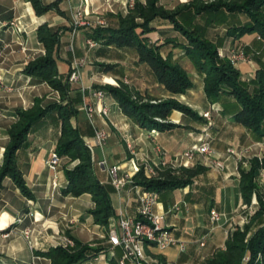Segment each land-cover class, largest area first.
Wrapping results in <instances>:
<instances>
[{"label": "crops", "instance_id": "1", "mask_svg": "<svg viewBox=\"0 0 264 264\" xmlns=\"http://www.w3.org/2000/svg\"><path fill=\"white\" fill-rule=\"evenodd\" d=\"M42 2L54 3V6L46 13L37 15L28 0H0V79L3 86L0 90V167L9 141L8 130L18 120V113L31 108L36 99H40L43 108L59 101L57 96L60 95L47 82L24 71L29 62L45 55V48L36 35V29L42 24L58 30V46L54 57L63 79L68 78L72 62L82 60L79 68L81 83L71 84L73 88L81 85L85 88L99 86L98 75H107L113 81L121 79V75L125 78L131 76L132 85L139 91L160 99H176L194 110L198 118L174 110L169 117L174 124L172 129L151 132L132 122L122 113L116 101L105 94L109 112L105 118H95V125L105 129L108 137L104 146L99 147L93 144V129L81 110V99L78 101V115L73 122L80 129L85 141L93 144V171L98 180L108 187L114 209L108 225L102 226L94 223L89 213L94 207L89 194L72 196L62 192L66 183L63 169L74 167L76 162L69 164L66 159H61L56 171L47 165L59 134L55 111L47 112L32 125L25 141L16 152L17 165L33 197L24 196L10 178H5L0 187V234L7 235H0V264H51L50 258L37 252H45L51 247L62 245L64 237L90 245L109 247V227L116 225L121 216L136 217L138 201L133 184H127L117 191L110 183L107 169L99 162L105 158L107 165L119 164L121 171L135 175L133 162L136 157L147 155L153 160L157 159L155 144L162 148L167 160L174 162L176 156L196 144L200 138L208 140L218 154H224L228 147L242 150V154L240 157L224 156V169L220 171L210 168L204 157L194 156L186 168L200 166L203 170L189 185L159 194L155 211L162 216V223L169 227L176 238L192 242L186 252L169 248L165 250L163 257L173 264L203 263L211 253L224 248L228 237L225 230H234L243 225L241 220L248 210H242V206L248 203L242 200L240 194V172L249 168L252 158L260 157L264 153V147L258 144L259 141L253 134L234 120V114L238 110L236 100L226 94L214 102L206 97L202 77L197 74L193 64L190 68L188 57L179 47L163 44L166 36L174 35L172 26L166 22H155L154 31L147 36L151 42L163 44L161 53L164 56L170 54L187 74L189 70L195 74H188L193 86L183 94L169 93L155 80L150 68L138 62L137 54L131 48L98 46L88 50L85 40L89 38L87 33L90 28L98 26L96 19L104 18L106 24H115V17L123 16L131 7L128 0ZM159 4L169 8L174 2L159 0ZM78 10L84 13L87 24H74ZM198 22L205 25V36L215 42L219 50L227 53L229 49L243 45L250 54L255 52L251 61L235 65L243 79L250 80L255 77L257 69L264 65V43L258 39L256 33L232 39L226 35L225 25L206 24L202 19ZM258 50L263 51L261 57L257 54L260 52ZM101 63H113L116 66L104 72L99 66ZM74 94L75 91H72L71 95ZM204 111L210 112V119L201 116ZM128 144L136 155L128 149ZM176 159V163L181 162L179 157ZM262 176L261 173L258 180ZM173 204H178L179 209L171 211ZM211 208L223 212L225 218L220 226L210 231L205 246L200 248L196 241L210 230L208 211ZM24 228L32 230L29 241L33 248L29 247L28 240L22 235ZM115 253L119 256L120 249L117 248ZM95 264L106 263L100 260Z\"/></svg>", "mask_w": 264, "mask_h": 264}, {"label": "trees", "instance_id": "2", "mask_svg": "<svg viewBox=\"0 0 264 264\" xmlns=\"http://www.w3.org/2000/svg\"><path fill=\"white\" fill-rule=\"evenodd\" d=\"M28 1L37 15L46 13L54 6V3L44 4L42 0ZM197 1L191 0L175 9L166 8L159 4V0L135 1L126 15L115 17V24L90 28L87 36L104 47L135 50L138 62L146 64L155 80L171 94H183L193 86L185 69L173 60L170 54L164 56L161 53L163 44L179 47L201 75L206 97L214 102L221 95L232 96L238 104L234 120L251 132L257 141H262L264 65L257 69L254 78L243 79L232 62L226 56L219 55V46L205 36V25L202 26L198 21L202 19L206 24L225 25V33L232 39L256 33L258 39L264 43V0H212L199 6L195 3ZM157 21L170 24L174 32V35L169 34L163 39V44L151 42L147 36L154 31ZM36 35L45 48V55L29 62L24 71L47 82L53 90L59 92L60 100L43 108L40 99H36L31 108L18 113V120L8 130L9 141L0 167V187L5 178H10L24 196L33 197L17 165L16 152L25 141L32 125L47 112L55 111L59 134L55 140L54 151L59 159L77 161L74 167L63 169L66 183L62 192L72 196L89 194L94 203V207L89 210L94 223L107 226L109 218L114 215V209L108 187L98 180L93 171L91 151L87 142L73 122L78 115L76 105L81 99V93L79 88H73L68 78L63 79L58 72L54 57L58 46V30L42 24L36 29ZM99 66L104 72L114 67L108 63H101ZM93 88L101 89L110 95L124 115L146 130L163 132L172 129L174 124L170 122L169 116L174 110L198 118L194 110L173 98L138 104L130 98L132 88L122 82L120 86L107 84ZM72 91H75L73 96ZM135 93L139 94L138 91ZM263 169L264 153L260 157L252 158L247 170H241L239 190L245 203L250 202L258 189L257 180ZM180 170L178 175L167 171L159 176L148 177L141 167L133 176V182L145 190L161 194L189 185L203 168L197 166ZM263 213L264 206L260 203L258 212L251 216L243 229L235 228L228 235L224 248L211 253L202 264H243L241 262L244 255L251 260L248 264H252L258 252L264 254V224H261L258 217ZM71 240L72 246L57 245L37 253L50 258L51 264H95L94 258L101 253L105 254L102 261L106 264H117L115 255L108 256L109 247Z\"/></svg>", "mask_w": 264, "mask_h": 264}, {"label": "built area", "instance_id": "3", "mask_svg": "<svg viewBox=\"0 0 264 264\" xmlns=\"http://www.w3.org/2000/svg\"><path fill=\"white\" fill-rule=\"evenodd\" d=\"M128 2L129 5L132 6L134 0H128ZM96 23L103 24L104 22L100 20V18H97ZM74 24L76 26L87 24L84 19V13L81 10H78L75 13ZM85 45L86 48L90 50L96 46V42L91 38H87L85 40ZM230 53L233 62L245 61L248 59L243 50L231 49ZM81 65L82 60H74L72 62L68 77L70 83H81L79 71ZM2 87L0 79V90ZM79 90L82 94L81 108L93 129V144L103 147L107 140L108 133L105 129L98 128L95 125V118H105L108 115L109 109L105 101V93L100 89L93 90L91 88H85L82 85L79 87ZM86 92H88L87 97L85 95ZM201 116L210 119V112L204 111ZM153 131L155 130H151V132ZM93 144L87 143L91 153L93 150ZM258 144L261 147H264V140L259 141ZM127 147L131 150L133 155H136L132 151V146L130 144H128ZM154 147L157 153L156 160L151 159L147 155H142L134 159L133 169L135 174L142 167L144 173L148 177H155L159 170H163L169 166L172 168H178L180 166L186 167L188 162L196 155L204 157L210 168L220 171L224 169V156L240 157L242 154V150H237L232 147L226 148L224 154H218L214 151L208 140L200 138L196 144L176 156L174 162H171L166 159L165 152L158 144H155ZM177 157L180 158L181 162H175ZM59 161V157L53 150L47 160V165L52 170L56 171ZM99 163L103 168L107 169L110 183L117 191L123 189L127 184H133L132 188L136 191L138 201V215L136 217L121 216L116 225L109 227L107 231V240L110 244L108 256L111 257L115 255V250L118 248L120 249L121 254L117 256V264H173L163 257L165 250L175 248L183 253L187 251L192 242L176 238L171 233L169 227L162 223V216L155 211L159 194L155 191L145 190L140 185L135 184L133 182L134 174L121 171V166L119 164L107 165L105 158ZM262 171L263 176L261 180L264 183V169ZM257 208L258 201L253 194L250 202L242 206V210L245 209L248 210V212L247 215L244 216V219L241 220V223H247L248 218L256 212ZM178 209V204H173L171 207V211ZM208 218L211 224L210 230L200 236L196 241V244L200 248L205 246L210 231L222 224L225 214L216 208H211L208 211ZM232 231V229L225 230V233L229 235ZM31 234L32 230L30 228H24L22 230V235L28 240L29 247L33 248V244L29 241ZM0 235L7 236L6 234ZM62 245L72 246L73 241L69 237H64ZM104 258L105 254L101 253L94 258V261L97 262ZM248 259L249 258L246 257L245 261Z\"/></svg>", "mask_w": 264, "mask_h": 264}, {"label": "rangeland", "instance_id": "4", "mask_svg": "<svg viewBox=\"0 0 264 264\" xmlns=\"http://www.w3.org/2000/svg\"><path fill=\"white\" fill-rule=\"evenodd\" d=\"M185 0H173V2H174V4H173V6H171V7H166V8H168V9H175V8H178V6H182V5H184V4H187V3H189L190 1H185ZM204 2H207V3H210V2H212V0H198L197 2H195L196 3V5L197 6H199L200 4H203ZM133 6V5H132ZM131 6V7H132ZM128 12V11H127ZM127 12L124 14V15H126L127 14ZM123 15V16H124ZM100 20H102L104 23L103 24H98V26H102V25H106V19H104V18H100ZM201 20V19H200ZM95 41V40H94ZM96 42V46L95 47H98V46H101L97 41H95ZM94 47V48H95ZM234 50H243L244 51V53L246 54V56H247V60H245V61H235V62H233L232 60H231V53H230V50L231 49H229L228 50V52L227 53H225L224 51H222V50H219V55L220 56H226L231 62H232V64L235 66L236 64H238V63H240V62H246V61H251L252 60V57L255 55V52H253V54H250L251 52H249L248 50H246V48L243 46V45H239V46H236L235 48H233ZM258 51H260V50H258ZM134 52V51H133ZM262 52L263 51H260V52H257V54H258V56H262ZM256 54V55H257ZM187 61L189 62V64H190V68H191V66H192V62L189 60V59H187ZM108 64H111L112 66H116L115 64H113V63H108ZM180 65V64H179ZM188 67V66H187ZM115 68V67H114ZM188 74H191V75H193V76H195V74H193L192 72H190V70H189V72H188ZM198 75H200L199 73H197ZM107 76V75H106ZM106 76H102V75H98V78H100V81H99V84L100 85H107V84H111V85H114V86H120V84H121V82L122 83H124V84H126L128 87H130V88H132V90H131V92H130V95H131V100H133L134 102H136V103H138V104H140V103H145V102H157V101H159V99L160 98H157V97H152V96H149V95H147L145 92H141V91H139L138 89H136L135 87H134V85H132V82H131V76H127V78H125L123 75H121L120 77H121V79H119V80H114L113 81V79H110V78H108V76L106 77ZM146 76V75H145ZM201 76V75H200ZM96 77V76H95ZM190 77V76H189ZM191 78V77H190ZM192 80V79H191ZM69 81V80H68ZM193 82V81H192ZM70 83V82H69ZM70 84H73V83H70ZM91 89H93V90H98V88H91ZM101 90V89H100ZM54 91V90H53ZM80 91V90H79ZM103 91V90H102ZM136 91H138L139 92V94H137V93H135ZM104 92V91H103ZM81 93V92H80ZM57 94L59 95V92H57ZM81 95V99H82V94H80ZM85 95H86V97L88 96V92H86L85 93ZM57 98H58V100H60V97L59 96H57ZM81 110H82V108H81ZM83 111V110H82ZM84 112V111H83ZM170 117V116H169ZM156 119H158V120H160L159 118H157L156 117ZM149 131H151V130H149ZM60 161H61V159H60ZM60 161H59V164H60ZM73 162H76L77 163V161H71V162H69L68 160H67V163H73ZM59 164H58V166H59ZM57 166V167H58ZM180 168H182V169H186V167H183V166H180V167H178V168H172L171 166H169V167H167V168H164L163 170H159L158 171V173H157V176H159V175H161V173H164V172H167V171H170L172 174H175V175H178V174H180L179 172L181 171L180 170ZM263 171H261V173H262ZM261 175V174H260ZM254 195H255V198L257 199V201H258V208H257V210H256V212H258V210H259V207H260V203H262L263 204V206H264V183L259 179L258 180V189L254 192ZM259 217V219H260V221H261V224H264V213L262 214V215H260V216H258ZM250 220V219H249ZM249 220L247 221V223L249 222ZM245 225V223L242 225V226H238V229H240V230H242L243 229V226ZM252 230H254V229H252ZM118 255L115 253V257H117ZM247 257V255H244V257H243V259H242V262L241 263H243V264H248L251 260L250 259H248V260H246L245 261V258ZM251 264V263H250ZM252 264H264V254H262V253H260V252H258L257 253V255H256V258L254 259V261H253V263Z\"/></svg>", "mask_w": 264, "mask_h": 264}]
</instances>
